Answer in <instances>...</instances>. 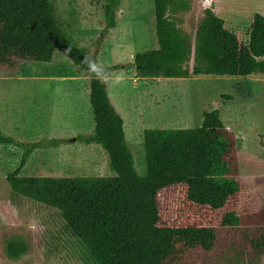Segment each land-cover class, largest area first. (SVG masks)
<instances>
[{"label":"rangeland","instance_id":"1","mask_svg":"<svg viewBox=\"0 0 264 264\" xmlns=\"http://www.w3.org/2000/svg\"><path fill=\"white\" fill-rule=\"evenodd\" d=\"M65 34L82 49L92 72H105L109 100L123 120L134 167L146 175L143 132L148 129H196L202 114L217 110L235 139L239 193L219 211L194 206L185 187L159 193L161 224L166 227H222L226 213L238 221L225 232L250 233L264 220V74L248 77L199 75L186 79L142 78L132 67L133 56L157 48L153 0H121L116 26L103 34L106 0H51ZM187 8L169 9V18L190 37L204 10L223 20L240 44L247 45L252 15L264 17V0H184ZM186 66L191 68L192 61ZM91 71L73 65L55 50L51 63L23 62L0 69V131L26 144L39 143L21 168V177H112L101 146L77 141L89 134ZM52 140H58L51 145ZM23 150L0 145V264H95L84 244L66 227L58 210L14 194L6 175L19 165ZM22 239L27 250L9 260L5 244ZM254 264H264V257Z\"/></svg>","mask_w":264,"mask_h":264},{"label":"trees","instance_id":"2","mask_svg":"<svg viewBox=\"0 0 264 264\" xmlns=\"http://www.w3.org/2000/svg\"><path fill=\"white\" fill-rule=\"evenodd\" d=\"M121 0H106L103 34L116 26ZM157 48L133 56L132 67L142 78L186 79L211 75L248 77L264 74V17L252 15L247 45L225 29L222 19L204 10L190 37L169 18V9L186 10L184 0H153ZM55 50L66 53L79 69L91 71L88 80L93 129L80 135L82 144L104 150L112 177H21L39 143L26 144L0 131V145L23 150L16 170L6 175L10 190L59 211L66 227L87 248L95 264H254L264 257V226L250 233L225 232L237 224L226 213L215 226L166 227L161 224L159 193L185 187L188 203L222 210L240 190L236 143L220 114H202L196 129L143 132L146 175L134 167L123 130V120L112 106L104 82L108 72H92L82 49L63 31L51 0H0V69L23 62L51 63ZM192 61L191 68L186 66ZM58 140H52L51 145ZM250 218L245 225L257 223ZM22 239L5 244V254L16 261L26 253Z\"/></svg>","mask_w":264,"mask_h":264}]
</instances>
